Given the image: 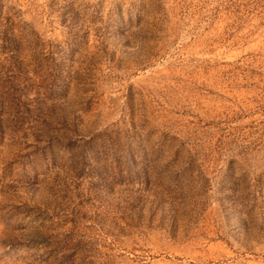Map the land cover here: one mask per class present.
Instances as JSON below:
<instances>
[{
	"label": "rangeland",
	"instance_id": "374dc122",
	"mask_svg": "<svg viewBox=\"0 0 264 264\" xmlns=\"http://www.w3.org/2000/svg\"><path fill=\"white\" fill-rule=\"evenodd\" d=\"M221 253L264 264V0H0V264Z\"/></svg>",
	"mask_w": 264,
	"mask_h": 264
},
{
	"label": "bare ground",
	"instance_id": "6f19581e",
	"mask_svg": "<svg viewBox=\"0 0 264 264\" xmlns=\"http://www.w3.org/2000/svg\"><path fill=\"white\" fill-rule=\"evenodd\" d=\"M206 242V241H205ZM239 258L238 255H233V254H226V253H221L218 256L207 258L206 256H195L191 255L189 257V262L188 263H183V264H209V263H216V264H236L237 259Z\"/></svg>",
	"mask_w": 264,
	"mask_h": 264
}]
</instances>
